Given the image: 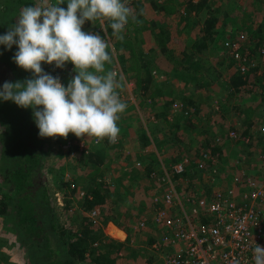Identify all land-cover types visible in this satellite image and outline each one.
<instances>
[{"label": "rangeland", "instance_id": "374dc122", "mask_svg": "<svg viewBox=\"0 0 264 264\" xmlns=\"http://www.w3.org/2000/svg\"><path fill=\"white\" fill-rule=\"evenodd\" d=\"M4 1L9 0H0V14L4 6ZM139 1L142 3L141 5L138 4ZM150 1L151 0H134L131 2V0H123L124 3L131 2V12H133L132 8L141 10L143 13L142 18L145 24H149L150 20L154 21V24L150 25L152 27V31L149 29V27H147L142 31V33L139 32V35H141V38L143 36L144 40L140 39L138 43L140 44V47L144 49V51H146L149 46H152L153 31L157 32L160 28H162L164 31L163 35L167 41L168 55L167 53L160 52L157 48L148 52V55L151 59V64H153V66L151 69L152 79L148 88L146 89V92H142V89L135 77L138 69L140 68L136 63L135 58H132V60H127L125 62L126 68L124 70L122 69L120 59L118 57L119 48L113 45V38H117V36L114 35L113 38L107 36L105 30H102L99 21H97L96 24H93L92 22L87 24L85 22V24L82 26V31L86 33L99 34L108 43L109 47L107 51L111 56V63L105 62V73L100 74H106L108 71H112L117 74L119 87L116 89V91L118 93L119 99L127 105L125 111L119 114L120 119L117 121V125L120 129V132L115 143L105 142L104 139L98 144L97 142L93 141V137L87 138L85 136L83 137V139H85V146L88 150L94 151L101 157L100 159L102 160V164L98 167L97 174L101 175L103 179L110 181L112 192L110 193L111 196L107 198L110 204L113 203L116 198V193L119 191L129 192L126 198L123 197L124 199L122 200V207L129 203L131 205L130 208H132V201L134 199L132 194H134L135 191L138 193L141 192V194H143V198L145 199V201L143 200V202H145L144 204L133 207L134 210L130 211L131 215L129 220L121 217L119 219L120 223H118L113 219H108L103 225V231L106 233V235L113 238H118L114 237L113 235L122 237L124 232L111 224L107 225L108 221L125 226L124 228L130 232L129 228L131 227V223L133 224L142 218L146 221L145 226H143L137 233H134L135 235L132 234V230L130 232L131 236L133 237L132 242L135 240V246L141 243H149L150 239L158 230V227L152 221H150V215L152 214L154 208L152 196L156 195L157 193L159 194L160 191L165 188V185L170 184L169 182H165L166 178L171 179L174 182L178 195L177 198L181 200V202H173L172 205H174V207H172L171 211L178 214H188L189 216H194L192 206L188 205L182 200L187 193H192L201 197L210 193L213 187L225 188L228 186V183L232 184L230 175L237 174L238 172L240 173L242 170L240 169L241 165H235L233 163L234 161L232 160L238 154L241 158V152L237 150L241 151L242 146H240L241 144L239 141L240 139L242 140V138L233 141V139L227 138L225 131L226 129L234 128L239 134L242 135L241 131L244 127L228 128V126L235 123L238 124L239 122H241L242 126L244 125L245 113H241L239 111V107L245 109V105L249 103V100L253 96H256L255 98L257 99L253 100L254 103L258 102V105L262 103V100L259 101L261 96L259 90L262 88L261 84H253L252 87L243 85L244 87H241V89L236 91H232L231 88L228 87L226 84L227 79L234 68H237V64L236 61L233 60L228 54L223 56L222 49V52L220 51V54L218 53V48L221 46H210L207 48L201 58V61L192 63L194 66H189L188 68L180 67L178 64L179 55L177 53L192 44L194 37L197 34L194 25L195 21L193 20L195 17L193 13H187L185 10V4L182 2L183 0H156L158 3H163L167 6L168 10L164 11L155 9L151 5ZM222 1L224 3L226 2V5L223 3L221 6L227 11H230V9L235 6V2L238 3V8H240L239 11L242 13L244 11V5L248 0H235V2L234 0H230V2H227V0ZM32 2L33 6H41L44 3V0H32ZM47 3L56 4L58 3V0H47ZM67 3L68 0H64V2L59 6L66 10ZM254 4L256 5L255 18L257 19L262 12L263 5L259 4L257 0H254ZM23 8H25L23 3H15V7L9 16L10 18L5 21L6 24L8 22L9 27H11L16 22ZM231 11L230 12L233 14L235 11H237V9ZM131 18L132 17H130V19ZM133 19L126 24L124 30L120 33V36L123 37L124 34L132 35L131 29H133L135 25H138L137 19H134V21ZM200 23L201 22L198 24ZM224 23L225 24L223 25V22L218 21L217 26H224L225 29L231 28V26L228 25L230 24V16L226 17V22ZM3 30L4 29L0 25V31L3 32ZM249 33L250 32L247 34L248 37H245L244 35L238 39L241 41L242 39L243 41H249ZM224 39H230V37H225ZM253 43L254 42L251 41V45H253ZM15 47L16 46L13 45L11 49L6 48L7 53L5 55L0 53V89H2L3 84L7 81L9 69L14 63V60L12 59L14 54L12 55V53L15 52ZM251 56L252 57L250 61L253 63H256V61L259 62L260 68L262 71H264V55L261 56L257 51H254ZM41 66L45 73L51 74L53 77H57V75H54V71L50 69L51 65L42 62ZM90 71L94 72L95 70L90 69ZM238 71L240 72L239 69ZM262 82H264V79ZM191 99L194 100L195 103H197L198 100L200 101L204 99V102L201 101V106H203L202 110H204L206 117L208 116V112L211 114V116L215 117V123L212 124L213 127H207L205 121L203 123V127H185L184 123H182V127H177L178 136L180 137L181 141H179V147L176 150L175 158L186 154L191 156L190 153L192 150L190 149H195L196 155L197 150L202 148L198 146L205 137L212 138L219 136L220 141L221 139H224L226 143H229V147L232 149L231 153H234L232 156L233 158L231 156L228 157L229 163H227V165L223 164L227 162V160L224 159V157L227 156L226 152L224 154L223 160L220 161L221 163H218V168L219 170L221 169V171H224L221 172V174L224 176L221 179H217V181L207 183L208 187L203 189V181H201V179L198 177L201 174V171L196 169L193 163L187 165L186 176L185 178L183 176L181 180L175 179L176 175L172 170V163L169 165L165 163L166 167L164 169L167 170L166 173H159V177H157L156 173H154L155 175H153L151 179L145 180V178L142 176V171L146 165V159L142 158L143 155L141 153L154 151L155 149H157L155 150L156 153H159V150L154 142L144 149L139 148L138 144L136 143L137 133L142 130H147L151 123H156L160 127L165 125L166 122L162 116L157 117L155 113H159V111L164 108L165 102L167 101H171L169 109H167L166 116L169 121V125L173 124L174 126L179 120L180 122H183V109L194 108V106L189 103V100ZM214 103L216 105L215 107L217 108L214 107ZM228 106H230V108H228ZM237 111H239V114H241L240 116H237ZM137 113H140V116H138ZM221 115L224 117V122L222 125L221 121L223 118L221 119ZM7 117H9V115ZM254 130L256 129L249 128V132L251 131V133H256ZM160 132L162 134L161 130H159V134ZM13 133L14 128L5 127V122L0 117V167H2V169L0 168V183L2 184L3 169L10 166L12 160L10 155L4 153V150L3 153L1 152L3 148L1 146L8 141L7 139L4 142V137H11ZM163 136L168 137L166 133ZM70 137L75 138L76 136L73 133H70ZM50 139L52 140L53 138L48 137L49 141ZM168 139L170 143H173L172 136H169ZM79 140V138H75L76 142ZM263 142L264 136L261 139L260 137L253 138V146L251 148L252 151L250 152L251 158L253 157L254 160L259 158L257 157L258 155L256 156V152L257 149L261 147ZM160 144L167 147V144L161 142V140ZM44 147H46V153L43 156V159H45L43 164L44 181L46 186L49 187V191L54 198V204L58 214V221L65 231L75 230L78 227V222L81 219V215L85 214L88 216V214L86 213L87 210L85 212L82 210V197L77 196L76 193L71 194V189L69 187H72L71 185H76L78 186V189L87 188V185L89 184L87 172L90 166L88 164H80L78 160V157H80L79 152L75 154H69L66 151V148L63 146L49 143L48 141ZM243 147H245V145H243ZM138 154L141 155L138 156ZM164 154L168 155L166 152H164ZM242 156H244L245 161H247V155ZM256 162L261 163V166L259 167L260 169H264V161ZM64 164L68 165L67 169H65L63 172V176L64 179L69 181V186L57 188L52 183V177L54 175V171L60 169V167ZM263 172L264 170L261 171V176ZM240 190L241 189H237V192L240 193ZM55 192H58L61 203L58 202ZM239 193L237 198H239ZM140 199H142L141 196L138 197V201ZM93 208L97 210L98 218L99 215L103 213V211H101L102 207L95 206L90 208V210ZM114 215L116 218L119 217L116 216V212ZM123 219L126 223L123 222ZM99 221L100 220L98 218L97 225L99 224ZM6 230L7 231H2L0 233V264H30V262L27 260L23 243L18 239L13 231L10 229ZM150 235L153 236L151 237ZM2 239L4 240L3 242L1 241ZM125 245H127V243H125ZM135 246H131V248L127 247L123 251H131L129 252L131 255L132 253L136 254L138 253V247ZM95 261L96 257L88 256L85 260V263H95Z\"/></svg>", "mask_w": 264, "mask_h": 264}, {"label": "trees", "instance_id": "16d2710c", "mask_svg": "<svg viewBox=\"0 0 264 264\" xmlns=\"http://www.w3.org/2000/svg\"><path fill=\"white\" fill-rule=\"evenodd\" d=\"M132 1L134 0H131V2ZM257 1L259 4L263 5V8L260 16L256 19V5L254 4V0H248L246 2L242 13L239 11L240 8H238V3L234 0L235 6H233L230 11L234 9H237V11L233 14L231 13L233 11H227L221 6L224 3L222 0H183L182 2L185 4L187 13H193L195 17L193 20L195 21L194 25L197 34L189 47L177 53L179 55V66L183 68L194 66L192 63L200 62L206 49L210 46H221L218 48V53L220 54L222 49L223 56L227 55L228 49L225 46V41L228 39L225 40L224 38L230 37V39H238L244 35L248 37L247 34L250 32L249 41L245 43L250 49L248 60L249 67L243 74L235 67L230 73L226 84L232 91L241 89V87H244L243 84L247 82H252L255 85L261 84L262 88L259 90L261 94L260 99L264 100V82H262L264 79V71H262L261 74H257V70L260 68L259 62L256 61V63H253L250 61L254 51H257L259 55L263 56L259 53V49L260 46L264 44V0ZM16 2L23 3L25 7L33 6L32 0L4 1V6L0 14V25L4 30L3 32L0 31V35L6 34L9 30V24L8 22L6 24L5 21L10 18L9 16ZM131 2L125 3L130 10ZM150 2L157 10H168L167 6L163 3H158L156 0H151ZM227 2H230V0H227ZM138 4L141 5L142 3L139 1ZM224 4L226 5V2ZM132 9L133 12L130 11L131 14L128 18V22L133 18L138 21V25H135V27L131 29L132 35L124 34L123 39L118 37L113 38L112 29L108 26L109 22H105V32L107 36L113 38V45L119 48L118 57L123 70L126 68L125 62L135 58L136 63L140 67L135 77L142 92H146L152 79L151 69L153 66L148 52L157 48L160 52L167 53L168 55L167 41L163 35L164 31L162 28L157 32L153 31L152 46H149V48L144 51L138 43L140 39L144 40V37L142 36L141 38L139 32L142 33L147 27L152 31L150 25H153L154 21L150 20L149 24H145L141 10ZM227 16H230V24L228 25L231 26V28L225 29L224 26L218 27L217 22L221 21L224 25ZM130 17L132 18L130 19ZM89 22L90 21H86L87 24H89ZM199 22L201 23L198 24ZM251 41L254 42L253 45H251ZM14 50L15 52L18 50L17 46ZM15 52L12 53V55L15 54ZM0 53L4 55L7 53L4 45H0ZM50 69L54 71V75L60 78V82L65 87H67L70 80L77 74L71 62H67L64 68H57L55 65H51ZM30 78H32V73L20 68L14 62L9 69L6 82L15 83L16 81H24ZM189 103L194 106V108L191 109L193 115L190 113V117L188 115L184 116L182 119L183 122L179 120L174 126L173 124L169 125L166 116L171 101H167L165 102L164 108H162L159 113H155L157 117L162 116L166 122L165 125L160 127L156 123H151L147 130H142L137 133L136 143L139 148L144 149L154 142L159 150L158 154L155 151L141 153L143 155L142 158L146 159V165L142 171V176L145 180L151 179V177L155 175L154 173L159 177L158 174L164 171L162 166L166 167L165 163L168 165L172 163L173 165L178 160V158H175V153L181 139L178 136L177 127H182V123H184L185 126L194 125V123H196L194 114L200 109L194 100H189ZM0 114L1 119L5 122V127L14 128L13 135L11 137H4V142L7 139L8 141L1 146L3 147L1 152L3 153L4 150V153L10 155L12 160L11 165L3 169V184L0 183V190L3 194L1 207L3 224L1 232L10 229L16 234L24 245V251L30 264H116L118 256H121L119 250L125 247L126 242L124 243L123 241L106 235L103 231V225L108 219H113L118 223H120L119 219L121 217L127 220L130 219V207L121 206L122 200L127 197L129 192H117L115 200L110 204L107 199L111 196L110 193L112 192L110 181L103 179L101 175L97 174L98 167L102 164L101 157L94 151L87 149L85 152L84 148L80 150L76 144L75 138L70 137V133L67 139L57 137L49 141L48 137H40L31 107L27 109L21 108L11 100L4 101L0 99ZM8 115L9 117H7ZM245 119L244 124L246 125L247 122H249V117ZM249 128L244 127L241 131L243 135H248L250 137L247 144H252L254 137L263 138L264 134L257 128L254 130L256 133L249 132ZM159 130L162 131V134L161 132L159 134ZM165 133L168 137L172 136L173 143H170L168 137L163 136ZM68 140L71 141V145L66 151L69 154L71 152L73 154L79 152L80 157H78V160L80 164H88L90 166L87 172L89 184L87 188H84V190H86V196L82 198V210L84 212L87 210L88 212L92 207L101 206V211H103L98 217L100 220L98 225L87 215L82 214L78 222V227L72 231H65L58 221L57 209L54 204L55 201L49 191V187L45 184L43 171V164L45 162L43 156L46 153V147L44 146H46L47 141L62 146ZM160 140L166 143L167 147L162 146ZM105 142H109V140L105 138ZM200 143L205 148L204 151H208L212 153V155H215L216 158H219L218 155L221 151V147L218 144H214L210 137H205ZM261 146L264 147V142ZM190 150H192L190 155L194 158L196 156V150ZM164 152L168 155H165ZM141 154H138V156ZM67 166V164H64L60 169L54 171L52 183L57 188L69 186V181L64 179L63 176V172L67 169ZM0 168L2 169V167ZM69 188L71 189V194L77 193L78 186L74 185ZM132 196L134 198L132 202L135 206H140V204L145 203L143 202L145 199L141 192L138 193L135 191ZM139 196H141L142 199L138 201ZM115 212L116 216H119L118 218L115 217ZM123 222L126 223L124 219ZM1 241L3 242L4 240L2 239ZM88 256L96 257L95 263H85Z\"/></svg>", "mask_w": 264, "mask_h": 264}, {"label": "clouds", "instance_id": "9594fccd", "mask_svg": "<svg viewBox=\"0 0 264 264\" xmlns=\"http://www.w3.org/2000/svg\"><path fill=\"white\" fill-rule=\"evenodd\" d=\"M63 2L48 4L44 0L41 6L23 8L6 34L0 35V45L7 49L17 46L12 57L17 66L32 73L30 79L5 82L0 99L31 107L42 138L67 139L73 133L77 138L94 137L98 144L105 138L115 143L119 114L127 105L116 91L117 74H100L105 73V62L111 63L108 43L99 34L82 31V26L86 21H99L106 30L104 24L109 22L113 35L123 39L120 33L130 9L123 0H68L66 10L59 6ZM42 62L57 68L71 62L77 74L65 87L58 76L44 72ZM197 155L190 157L194 160ZM186 173L187 169L182 177ZM253 259L254 264H264V247L253 249Z\"/></svg>", "mask_w": 264, "mask_h": 264}, {"label": "built area", "instance_id": "2783aa9c", "mask_svg": "<svg viewBox=\"0 0 264 264\" xmlns=\"http://www.w3.org/2000/svg\"><path fill=\"white\" fill-rule=\"evenodd\" d=\"M242 41L228 39L225 46L228 55L236 61L237 68L243 74L249 67L250 49L245 45L247 41ZM259 53L264 55V44L260 46ZM261 72L262 69L259 68L257 74ZM260 108L258 130L264 134V105ZM183 114H188V110L183 109ZM227 136L233 140L242 138L245 142L250 139L234 128L227 131ZM79 139L76 142L78 148H84L86 152L85 139ZM216 139L220 140L219 137ZM93 141L96 142V138L93 137ZM70 145L71 141L68 140L62 146L67 149ZM258 155L264 160V151ZM193 162L201 170V175L212 182L210 178L213 176L208 171V163L215 162L217 165L218 158L208 151H200L194 160L187 154L182 155L172 165L176 179H182L187 165ZM166 171L164 170L165 173ZM261 178L258 181L242 169L240 176L235 177L234 182L225 188L213 187L210 193L201 197L187 193L182 200L192 206L194 216L171 211L173 202L181 200L177 198L174 182L166 178L165 182L170 184L152 197L154 208L150 217L158 230L147 245L153 250L154 256L160 259L156 264H254L253 249L257 245L264 247V175ZM237 189H241L240 193ZM55 194L61 203L58 192ZM76 195L83 198L86 190L78 189ZM2 198L0 190V233L3 224ZM86 213L97 224V210L93 208ZM136 223V228L141 229L146 221L141 218ZM121 264L136 263L123 260Z\"/></svg>", "mask_w": 264, "mask_h": 264}, {"label": "crops", "instance_id": "0c3cea01", "mask_svg": "<svg viewBox=\"0 0 264 264\" xmlns=\"http://www.w3.org/2000/svg\"><path fill=\"white\" fill-rule=\"evenodd\" d=\"M229 79V78H228ZM227 79V80H228ZM249 84H253L252 82H249ZM249 84H247L246 85V83L245 84H243V85H246V86H248ZM249 87V86H248ZM256 97V96H255ZM254 96L249 100V103L248 104H246L245 105V109H243V108H241V107H239V111L241 112V113H245V117H244V119L246 118V117H249V122H247V124L245 125H243L242 126V124H241V122H239L238 124L237 123H235V124H233V125H230V126H228V128H232V127H240V128H242V127H251V129L252 128H257L258 129V127H259V118H260V116H261V106L262 105H264V100H262L261 101V99L259 100V101H261L262 103L260 104V105H258L257 103L258 102H256V103H254V101L253 100H255L256 98H255ZM204 99H202V100H198L197 101V103H196V105H198V107L200 108L199 109V111L196 113V114H194V116H195V122L196 123H194V125H186L185 127H203V123H204V121H205V123L207 124V127H213L212 126V124H214L215 122H214V119H215V117H213V116H211V114L208 112L207 113V117H206V115H205V113H204V110H202L203 109V106H201V101L202 102H204L203 101ZM257 100V99H256ZM257 106V108H256V106ZM216 105H215V103H214V107H215ZM215 108H217V107H215ZM228 108H230V106H228ZM187 109V108H186ZM191 109L192 108H189V109H187L188 110V114H186V115H184V116H189L190 117V113L192 112L191 111ZM239 111H237V116L239 115H241V114H239ZM137 115L138 116H140V113H137ZM154 115V114H153ZM191 115H193V113H191ZM204 115V116H203ZM211 116V117H210ZM204 118V119H203ZM223 118V119H222ZM221 119H222V121H221V125L223 124V122H224V117L221 115ZM246 120V119H245ZM237 121V120H236ZM210 124V125H209ZM143 125V124H142ZM143 127H145V126H143ZM229 129H226V131H225V133H226V135H227V131H228ZM243 130V129H242ZM243 135V134H242ZM217 137H219V136H216V137H212L211 139H212V142L214 143V144H218V145H220V147H221V151H220V153H219V158H218V163H221L220 161L221 160H223V157H224V154H225V152H226V155L227 156H225L224 157V159H226L227 160V162L226 163H223V164H225V165H227V163H229V159H228V157L229 156H233L234 155V153H231V148L229 147V143H226L225 141H224V139H221V141L220 140H217L216 138ZM227 138H228V136H227ZM219 139H220V137H219ZM231 139V138H230ZM252 139V138H251ZM234 141V140H233ZM253 141V140H252ZM240 146H242V148H241V151L240 150H237V151H239V152H241L240 153V155H241V158H240V156H239V154L237 155V156H235L232 160L234 161L233 163L235 164V165H241V168L240 169H243L244 170V172L246 173V174H249L250 176H252V177H254L256 180H258V181H260L262 178L261 177H263V175H264V172L262 173V176H261V171L262 170H264L263 168L262 169H260L259 167L261 166V163H259V162H256V161H261V162H263L264 160L258 155L260 152H263L264 151V147H259L258 149H257V152H256V156L257 157H259L258 159H256V160H254L253 159V157L251 158V152L250 151H252L251 150V148H252V146H253V143L252 144H247V142H245V141H243V140H241L240 139ZM243 145H245V147H243ZM239 146V147H240ZM248 146H250V147H248ZM198 147H202V148H199L198 150H197V154H198V152L200 151V150H202V151H204L205 150V148L202 146V144L200 143V145L198 146ZM226 147V148H225ZM156 148V147H155ZM155 150H157V149H155ZM154 150V151H155ZM206 150H208V149H206ZM230 150V151H229ZM156 152V151H155ZM243 153V154H242ZM157 154H158V152H157ZM242 155H247V157H246V160L247 161H245V159H244V156H242ZM181 157V156H180ZM180 157H178V159L180 158ZM217 163V165H216V163L215 162H210V163H208L209 165H208V171L209 172H211V175L210 176H213L212 178H210V180L211 181H217V179H221L224 175H222L221 174V172H224L223 170L221 171V169L219 170V168H218V164ZM163 168H165L164 166H162ZM241 173V172H240ZM240 173L238 172L237 174H232V175H230V179L232 180L231 182H234L233 181V179H235V177H239L240 176ZM200 179H201V181H203V189L204 188H207L208 186H207V183H209L210 181L206 178V177H204L203 175H199L198 176ZM243 176L241 175V178H242ZM185 178V177H184ZM181 180V179H180ZM241 181H242V179H241ZM238 182H239V180H238ZM230 185V183H228V186ZM126 206H129V207H131V205L129 204V203H127V205ZM125 206V207H126ZM133 207H135V204L134 203H132V208H130V211H133L134 210V208ZM138 221V220H137ZM136 221V222H137ZM136 222H134L133 224L131 223V227L129 228V230H130V232H131V230L133 231L132 232V234H134V233H137L139 230H140V228H136V225H137V223ZM109 224H111V225H113L114 227H116V228H118V229H120L121 231H123L124 232V235L122 236V237H120V236H116V235H113L114 237H118V238H115V239H118V240H120V241H123L124 243L126 242L127 243V245H125V247H123L122 249H120L119 251H120V253H121V256H118V260H116V264H121L122 263V261L123 260H127V261H130V262H132V263H136V264H156L157 263V261L158 262H160V259H158L159 257L157 256H154V252H152L150 249H149V246L147 245L148 243H141V244H139V245H137V246H135L136 244H135V240H134V242H132V240H133V237L131 236V234H130V232L129 231H127L124 227L125 226H122V225H118V224H115V223H113L112 221H108V223H107V225H109ZM112 234V233H111ZM135 235V234H134ZM151 236V235H150ZM111 237V236H110ZM152 237V236H151ZM113 238V237H112ZM149 241V240H148ZM150 241H152V238L150 239ZM132 242V243H131ZM135 246V247H138V253H136V254H134V253H132V255L129 253V252H131V251H128V252H124L123 250L124 249H126L127 247H130L131 248V246ZM135 247H133V248H135ZM126 254V255H125Z\"/></svg>", "mask_w": 264, "mask_h": 264}]
</instances>
